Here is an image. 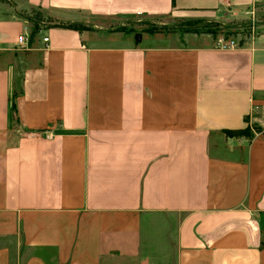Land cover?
<instances>
[{
  "label": "crops",
  "instance_id": "crops-1",
  "mask_svg": "<svg viewBox=\"0 0 264 264\" xmlns=\"http://www.w3.org/2000/svg\"><path fill=\"white\" fill-rule=\"evenodd\" d=\"M0 264H264V0H0Z\"/></svg>",
  "mask_w": 264,
  "mask_h": 264
},
{
  "label": "built area",
  "instance_id": "built-area-1",
  "mask_svg": "<svg viewBox=\"0 0 264 264\" xmlns=\"http://www.w3.org/2000/svg\"><path fill=\"white\" fill-rule=\"evenodd\" d=\"M241 31H234L228 36L219 37L216 43L217 48L224 50H233L241 48L245 43L252 40L255 34V24H248L245 28H240ZM43 42L46 43L48 38L43 37ZM29 44V34L25 29L17 37L16 45L22 48L28 47Z\"/></svg>",
  "mask_w": 264,
  "mask_h": 264
},
{
  "label": "rangeland",
  "instance_id": "rangeland-1",
  "mask_svg": "<svg viewBox=\"0 0 264 264\" xmlns=\"http://www.w3.org/2000/svg\"><path fill=\"white\" fill-rule=\"evenodd\" d=\"M185 19H179V18H170L168 20H166V24L164 25H160L158 23H149L150 27L149 29H153V30H160V31H177V30H184L187 32H200V31H214L215 30H220L223 31L222 28L223 27H219L217 25H212V24H208L206 27L205 26H191V24H184L183 22H185ZM258 28V27H257ZM236 31H241V29L235 30ZM234 32V33H235Z\"/></svg>",
  "mask_w": 264,
  "mask_h": 264
},
{
  "label": "trees",
  "instance_id": "trees-1",
  "mask_svg": "<svg viewBox=\"0 0 264 264\" xmlns=\"http://www.w3.org/2000/svg\"><path fill=\"white\" fill-rule=\"evenodd\" d=\"M37 31H38L37 25L34 24L31 34L33 35ZM231 134H238V135H247V136H249V135H251V131L249 129L245 128V129H242V130L231 131Z\"/></svg>",
  "mask_w": 264,
  "mask_h": 264
},
{
  "label": "water",
  "instance_id": "water-1",
  "mask_svg": "<svg viewBox=\"0 0 264 264\" xmlns=\"http://www.w3.org/2000/svg\"><path fill=\"white\" fill-rule=\"evenodd\" d=\"M251 23H254V22L250 21V22L246 23L245 25H248V24H251ZM135 39L140 40V33H136Z\"/></svg>",
  "mask_w": 264,
  "mask_h": 264
}]
</instances>
